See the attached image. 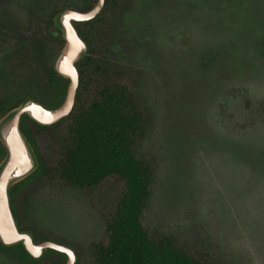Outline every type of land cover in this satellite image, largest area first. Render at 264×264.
Returning a JSON list of instances; mask_svg holds the SVG:
<instances>
[{
  "label": "rangeland",
  "instance_id": "rangeland-1",
  "mask_svg": "<svg viewBox=\"0 0 264 264\" xmlns=\"http://www.w3.org/2000/svg\"><path fill=\"white\" fill-rule=\"evenodd\" d=\"M85 2L0 0V97L29 87L59 103L28 24L48 4ZM112 28L104 62L138 73L151 119L135 149L149 173L143 226L209 263L264 264V0H126ZM124 192L112 180L84 190L48 177L22 193V225L36 230L37 239L27 229L35 244L51 241L72 249L75 264H98ZM49 254L43 264H62ZM18 257L0 250V264Z\"/></svg>",
  "mask_w": 264,
  "mask_h": 264
},
{
  "label": "trees",
  "instance_id": "trees-1",
  "mask_svg": "<svg viewBox=\"0 0 264 264\" xmlns=\"http://www.w3.org/2000/svg\"><path fill=\"white\" fill-rule=\"evenodd\" d=\"M126 0H105L99 15L87 22L75 23L81 38L88 45L87 56L77 64L79 86L72 112L60 123L44 127L27 115L22 117L21 128L31 143L39 161L38 170L11 191V206L21 231L24 227L20 212L21 196L34 182L50 177L55 182L88 190L107 180L125 188L113 218L101 243L97 246L98 264H215L179 239L157 234L146 229L141 221L142 208L148 194V171L138 158L136 148L148 132L151 122L149 108L138 94V73L122 66H107L103 48L113 32L112 23ZM98 0H86L87 8L78 6L56 7L48 4L32 15L29 35L35 40L44 58L41 68L48 73L49 85L58 90L59 98H40L32 88L25 87L14 95L0 97V117L24 98L40 102L48 109L58 108L65 100L69 80L59 76L52 65L54 54L64 46V39L53 23V17L64 9L87 12ZM6 25L0 22V31ZM58 32L60 35L55 36ZM50 48V50L48 49ZM47 53L45 50H47ZM60 81L65 83L61 90ZM40 142L47 144V157ZM5 150L0 143V161ZM37 241V240H36ZM2 251H18L20 264H43L32 258L23 245ZM57 254L65 264L67 256ZM46 264V263H45Z\"/></svg>",
  "mask_w": 264,
  "mask_h": 264
},
{
  "label": "water",
  "instance_id": "water-1",
  "mask_svg": "<svg viewBox=\"0 0 264 264\" xmlns=\"http://www.w3.org/2000/svg\"><path fill=\"white\" fill-rule=\"evenodd\" d=\"M105 0L88 12L65 10L53 17L55 27L65 41L64 47L55 55V72L69 80L66 97L62 105L48 109L27 97L11 107L0 117V143L5 155L0 161V244L5 248L23 245L34 259H40L48 250H54L67 256L66 264L76 263V254L69 247L45 241L35 244L30 232L20 231L11 206V191L28 179L39 168L37 155L22 131L21 121L24 115L44 127L60 123L72 112L79 86V73L76 65L88 54V45L79 35L74 23L87 22L96 18L103 9ZM55 32V36L60 35Z\"/></svg>",
  "mask_w": 264,
  "mask_h": 264
}]
</instances>
